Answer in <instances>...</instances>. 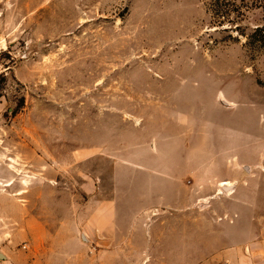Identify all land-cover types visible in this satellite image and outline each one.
Segmentation results:
<instances>
[{
    "label": "rangeland",
    "instance_id": "rangeland-1",
    "mask_svg": "<svg viewBox=\"0 0 264 264\" xmlns=\"http://www.w3.org/2000/svg\"><path fill=\"white\" fill-rule=\"evenodd\" d=\"M262 27L264 0H0V246L29 255V217L54 229L67 208L87 202L92 179L112 175L115 164L103 159L146 158L152 141L163 150L166 140L186 163L189 151L196 158L207 189L196 218L211 220L213 243L233 223L250 241L257 212L243 204V188L224 196L216 185L249 183L251 204L264 173ZM243 163L263 173L249 175ZM152 182L132 176L121 213L149 201L133 199L139 190L164 184ZM50 244L33 251L59 250ZM225 251L181 264H228ZM250 257L244 264H264ZM157 260L135 264H170Z\"/></svg>",
    "mask_w": 264,
    "mask_h": 264
},
{
    "label": "crops",
    "instance_id": "crops-1",
    "mask_svg": "<svg viewBox=\"0 0 264 264\" xmlns=\"http://www.w3.org/2000/svg\"><path fill=\"white\" fill-rule=\"evenodd\" d=\"M158 144L152 141L146 152L149 156L146 158L136 154L137 157L119 161L120 163L113 155L103 159L115 164L114 171L109 177L99 174L95 180L92 179L88 189L90 198L87 202L80 206L76 202L75 207L67 208L65 214L69 218L66 222H60L54 229L29 217L24 222L26 226H22L30 239L29 255H26L25 251H7L0 246V264H135L141 261L151 263L157 259L170 264H181L185 262L183 257L188 254L198 253L200 255L195 259L203 261L206 251L214 246L226 249L225 254L228 253V256L227 260L223 259L224 263H233L231 258H235L237 264H244L249 256L252 261L264 260V173L260 170L261 166L257 163L239 165L242 171L249 175L255 172L260 175L263 173L252 183L251 204L247 200L248 197L246 198L250 190V187H246L249 183L245 185L243 180L225 179L216 185L217 194L222 190L221 195L224 196L235 194L240 187L243 188V204L249 203L257 212L254 214L252 239L245 242V225L233 223L226 224L222 239L214 244L212 223L208 222L211 220L205 218L199 222L196 218L198 194L207 190L204 185L206 182L198 178L196 158L192 157L189 151V161L186 163L187 161L182 159V149L176 147L175 142L171 140L163 143V150ZM182 146L186 147L183 144ZM188 147H191V142ZM188 147L184 149L187 150ZM177 159L180 163L178 168H174L173 161ZM138 174L144 181L153 183L155 177L163 179L164 184H149L147 189L139 190L133 199L149 201L137 207L133 205V200V208L131 206L132 209L123 214L119 208L121 203L128 202L126 187L131 186L132 176L137 177ZM185 192L189 194L188 200ZM18 195L22 193L18 192L16 196ZM208 197L211 198V195ZM182 200L185 207L181 206ZM209 211L207 206L200 209L205 215ZM167 234L173 238L166 240ZM175 236L177 238H174ZM42 240L51 243V248L59 250H53L55 254L51 252L50 255H38L33 249L35 250ZM174 240H177V243ZM173 241L175 245H172ZM17 246L13 245V248ZM159 248L163 250H156ZM129 249L132 250L127 251ZM185 249H188V252Z\"/></svg>",
    "mask_w": 264,
    "mask_h": 264
},
{
    "label": "trees",
    "instance_id": "trees-1",
    "mask_svg": "<svg viewBox=\"0 0 264 264\" xmlns=\"http://www.w3.org/2000/svg\"><path fill=\"white\" fill-rule=\"evenodd\" d=\"M255 34L256 35H260L261 36V40H264V27L262 28H257L255 30Z\"/></svg>",
    "mask_w": 264,
    "mask_h": 264
},
{
    "label": "bare ground",
    "instance_id": "bare-ground-1",
    "mask_svg": "<svg viewBox=\"0 0 264 264\" xmlns=\"http://www.w3.org/2000/svg\"><path fill=\"white\" fill-rule=\"evenodd\" d=\"M222 193V191H220V194Z\"/></svg>",
    "mask_w": 264,
    "mask_h": 264
},
{
    "label": "water",
    "instance_id": "water-1",
    "mask_svg": "<svg viewBox=\"0 0 264 264\" xmlns=\"http://www.w3.org/2000/svg\"><path fill=\"white\" fill-rule=\"evenodd\" d=\"M2 257V256H1Z\"/></svg>",
    "mask_w": 264,
    "mask_h": 264
}]
</instances>
